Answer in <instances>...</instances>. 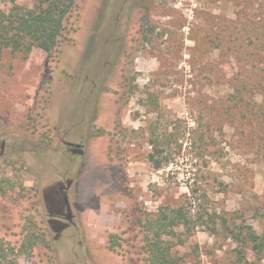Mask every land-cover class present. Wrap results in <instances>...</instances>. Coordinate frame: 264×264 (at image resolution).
Masks as SVG:
<instances>
[{
	"label": "rangeland",
	"instance_id": "1",
	"mask_svg": "<svg viewBox=\"0 0 264 264\" xmlns=\"http://www.w3.org/2000/svg\"><path fill=\"white\" fill-rule=\"evenodd\" d=\"M213 14L232 17L230 0H76L48 55L1 50L0 264H146L143 224L179 206L177 264H264L231 233L264 234V131L215 111L229 62L194 40ZM52 191L74 214L58 232Z\"/></svg>",
	"mask_w": 264,
	"mask_h": 264
},
{
	"label": "trees",
	"instance_id": "2",
	"mask_svg": "<svg viewBox=\"0 0 264 264\" xmlns=\"http://www.w3.org/2000/svg\"><path fill=\"white\" fill-rule=\"evenodd\" d=\"M75 1L32 0L31 6H23L10 0V7L0 9V52L7 48L22 52L24 56L32 51L48 55L58 44L63 21ZM230 6L232 17L211 15L207 23L204 20L202 35L194 40L203 52L207 48L208 52L214 51L216 56L227 58L229 91L215 111L252 138L258 131H264V0H230ZM257 96L261 98L260 102H257ZM152 142L154 152L162 153L158 135ZM149 158L154 167L161 165L153 153ZM188 213L186 206H179L161 209L156 217L146 219L143 224L146 264L178 263L179 258L171 251L173 243L166 237L174 235L175 226L189 229ZM218 217L226 226L227 218L224 215ZM235 228L238 231L231 230L232 238L239 239L243 234L242 240L250 242L255 255L261 258L264 234H257L250 225L237 224ZM37 240L38 236L31 234L22 242L19 253L33 247ZM4 251L0 245L1 259L5 258ZM7 264L17 263L11 260Z\"/></svg>",
	"mask_w": 264,
	"mask_h": 264
},
{
	"label": "flooded vegetation",
	"instance_id": "3",
	"mask_svg": "<svg viewBox=\"0 0 264 264\" xmlns=\"http://www.w3.org/2000/svg\"><path fill=\"white\" fill-rule=\"evenodd\" d=\"M66 145L71 149V151L81 154L80 146L77 143L66 142ZM47 201L49 203L50 211L55 212V214H51L47 220L55 231L58 232L72 222L74 214L71 212L70 205L65 194L62 197H59L58 192L52 191L47 195Z\"/></svg>",
	"mask_w": 264,
	"mask_h": 264
}]
</instances>
